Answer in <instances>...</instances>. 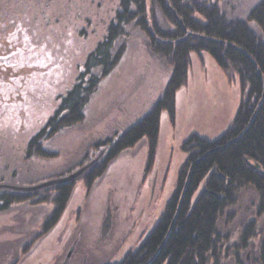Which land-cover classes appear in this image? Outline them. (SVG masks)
Returning <instances> with one entry per match:
<instances>
[{
    "label": "rangeland",
    "instance_id": "374dc122",
    "mask_svg": "<svg viewBox=\"0 0 264 264\" xmlns=\"http://www.w3.org/2000/svg\"><path fill=\"white\" fill-rule=\"evenodd\" d=\"M119 1L0 0V34L10 41V47L0 46V185L35 186L98 162L107 148H97L95 141L126 131L163 97L172 68L152 52L143 31L128 26L114 47L116 53L121 50L115 67L106 75L93 70L101 78L87 98L83 121L42 141L55 156L27 155L31 138L79 83L86 58L105 36ZM209 1L217 2L227 18L247 20L260 0ZM157 16L163 30L172 28L159 10ZM249 24L264 41L258 26ZM190 60L187 83L176 91L174 117L161 113L153 171L146 175L144 138L115 157L91 187L77 179L82 174L72 178L77 182L70 201L47 232L43 222L53 205L34 199L57 183L26 190L39 193L0 212V264H117L140 247L175 189L188 155L184 141L193 133L218 137L240 105L237 78L206 52H192ZM257 198L255 189L246 186L224 210L218 223L219 264H236L237 253L244 264H258L264 213L257 216ZM251 220L257 221V232L252 247L243 250L240 236Z\"/></svg>",
    "mask_w": 264,
    "mask_h": 264
},
{
    "label": "trees",
    "instance_id": "16d2710c",
    "mask_svg": "<svg viewBox=\"0 0 264 264\" xmlns=\"http://www.w3.org/2000/svg\"><path fill=\"white\" fill-rule=\"evenodd\" d=\"M157 10L171 24L170 30L159 25ZM249 22L264 33V0L251 9L247 20L227 18L219 4L209 0H120L105 36L86 58L79 83L61 97L55 113L31 138L28 156H55L42 141L83 121L87 98L101 78L93 70L98 68L101 75H106L115 67L121 50L116 53L114 47L128 26L144 32L152 52L165 59L172 74L163 97L141 120L113 137L95 141L97 148L105 146L107 151L77 178H82L87 187L105 173L115 157L144 138L148 142L146 175L153 171L161 113L166 111L174 117L176 91L187 83L192 52L208 53L230 78L240 82V105L231 124L214 139L193 133L184 141L188 155L173 193L140 247L117 264H219L222 240L218 223L224 210L237 202L242 188L255 189L257 216L264 213V41ZM77 179L48 187L34 199L35 203L53 205L43 222L44 232L61 218ZM38 193L0 188V212ZM256 232L257 221H249L238 247L250 249ZM235 259L236 264H244L238 253ZM256 260L264 264V237Z\"/></svg>",
    "mask_w": 264,
    "mask_h": 264
},
{
    "label": "water",
    "instance_id": "95a60500",
    "mask_svg": "<svg viewBox=\"0 0 264 264\" xmlns=\"http://www.w3.org/2000/svg\"><path fill=\"white\" fill-rule=\"evenodd\" d=\"M94 160L91 161L89 164L81 167L80 169H78L76 172L72 173L71 175H68V176H65V177H61V178H57V179H53V180H49V181H46L44 183H41L39 185H35V186H13V185H0V187L2 186H6V187H9V188H12V189H16V190H35V189H38V188H41V187H45V186H49V185H53V184H56V183H60V182H63V181H66V180H69V179H72V178H75L77 176H79L80 174H82L86 168H88L89 166H91L93 164ZM111 213H110V209L108 210V215H107V219L105 221V227L107 228L110 224V216ZM70 254V253H69ZM66 264V263H64Z\"/></svg>",
    "mask_w": 264,
    "mask_h": 264
},
{
    "label": "flooded vegetation",
    "instance_id": "af4514ba",
    "mask_svg": "<svg viewBox=\"0 0 264 264\" xmlns=\"http://www.w3.org/2000/svg\"><path fill=\"white\" fill-rule=\"evenodd\" d=\"M0 36H3V37H0V46H4V44H7L8 47H10V41H9V38H5L6 34H0ZM8 37H9V34H8Z\"/></svg>",
    "mask_w": 264,
    "mask_h": 264
}]
</instances>
